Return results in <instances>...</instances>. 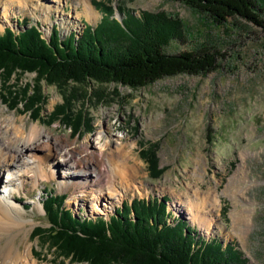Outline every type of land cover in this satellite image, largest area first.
I'll use <instances>...</instances> for the list:
<instances>
[{"label":"rangeland","instance_id":"1","mask_svg":"<svg viewBox=\"0 0 264 264\" xmlns=\"http://www.w3.org/2000/svg\"><path fill=\"white\" fill-rule=\"evenodd\" d=\"M86 1L93 6L94 15L84 11ZM95 1L110 5L111 16L118 21L125 17L127 9L135 15L143 10L164 11L170 17L179 18L184 39L172 41L165 50L177 53L207 47L216 51L217 67L206 74L164 77L138 89L107 84L105 87L110 92L116 88L118 95L110 93L111 99L106 102L83 106L92 117V128L83 129L79 134H71L68 125L58 120L48 126L33 121L27 113L8 109L0 100V121L14 116L18 124H22L23 119L28 132L32 124H37L42 128L37 131V138L63 146L62 152L68 153L70 148L84 152L86 142L93 141L101 131V141L113 140L105 153L120 143L130 157L126 167L130 185L127 191L123 190L125 180L119 176L113 184L107 183L112 191L123 195L122 200L109 204L102 195L94 200L98 208L106 210L104 213H92V201L85 193L78 197L86 200L70 201L78 192L79 182L84 181L71 173L77 171L73 164L64 167L59 159L53 160V157L58 158L53 155L44 166L48 168L51 161L59 162L60 166L52 173L48 169L47 176L36 180L32 179L29 169L20 188L12 193L22 217L27 220L22 231L12 232L11 250L16 260H20L30 246L31 259L36 264H53L52 256L56 252L31 236L35 225H49L40 201L50 195L48 190L51 189L66 194L64 209L72 210L76 216L106 219L124 201L130 204L134 198L150 200L168 196L166 209L171 212V220L184 217L203 239L217 238L223 244L234 243L249 264H264V23H248L238 18L231 19L225 28L210 22L205 14L173 0H33L34 8L28 0H24L25 6H18L16 0H6L9 11L7 17L4 16L0 6V32L5 27L22 30L16 21L25 18L28 25L38 24L43 37L48 38L55 26L62 37L71 31L80 33L84 23L95 26L101 19L103 8L100 3L95 6ZM258 4V16L264 22V0H258ZM48 7L52 10L51 19L47 17L50 10L41 12ZM75 8L79 11L77 18ZM54 10H58L59 15ZM66 19H70V25L74 20V26L64 25ZM33 76V73H25L21 82L31 81ZM90 86L94 87L92 83ZM43 92L46 100L40 117L49 118L62 99L54 86L44 84ZM2 140L5 138L0 144ZM139 141L157 143L159 167L165 168L160 177L151 178L146 162L138 157ZM4 143L10 145L11 142ZM37 149L39 155L46 154L44 148ZM69 167L71 169L67 170ZM4 172L0 191L7 184V172ZM106 201L107 208L104 207ZM223 205L227 206L225 214L221 212ZM194 213L210 219L208 228L192 217ZM6 236L0 231V245L5 243ZM63 259L70 262L67 257Z\"/></svg>","mask_w":264,"mask_h":264},{"label":"trees","instance_id":"2","mask_svg":"<svg viewBox=\"0 0 264 264\" xmlns=\"http://www.w3.org/2000/svg\"><path fill=\"white\" fill-rule=\"evenodd\" d=\"M173 1L225 28L238 18L264 23L258 16V0ZM100 2L95 1V6ZM101 7L100 21L95 26L84 23L80 33L71 31L62 37L55 26L45 38L38 24L28 25L25 18L16 21L22 30L5 27L0 32V100L8 109L27 113L46 126L58 120L68 125L71 134H79L92 128V117L83 106L106 102L110 93L118 95L107 84L138 89L164 77L206 74L217 67L216 51L207 47L177 53L165 50L172 41L184 39L179 18L164 11L143 10L135 15L127 9L118 21L111 16L110 5ZM25 73L34 74L31 81L21 82ZM44 84L54 86L62 99L49 118L40 117L46 100ZM137 143L138 157L146 162L150 177H160L165 168L159 167L157 143ZM48 192L41 203L49 225H35L31 236L56 252L53 264H249L234 243L203 239L184 217L171 220L168 196L124 201L105 220L76 216L64 209L66 194ZM226 210L223 205L221 212ZM37 255L45 258L41 252Z\"/></svg>","mask_w":264,"mask_h":264},{"label":"bare ground","instance_id":"3","mask_svg":"<svg viewBox=\"0 0 264 264\" xmlns=\"http://www.w3.org/2000/svg\"><path fill=\"white\" fill-rule=\"evenodd\" d=\"M16 1L18 6H25L24 0ZM28 2H31L32 8L36 7L35 4H33V0H28ZM0 6H2L3 15L7 17L9 10L7 9L8 6L6 0L0 1ZM83 9L89 15L95 14L93 12V6L88 1L83 5ZM47 10H50L47 12V17L48 19H51L50 12L52 10L50 7L45 8V10L42 8L41 12L45 13ZM75 10L77 12L75 13V18H77L79 16V11L77 8H75ZM55 13H58V10H56ZM68 21H70V19H66V22H63L65 23L64 25H67L69 28L71 26L73 27L74 25L72 24L74 23L72 22H74V20H71V25ZM22 122V124H18L17 119L14 116L0 121V140L5 138L4 141L11 142L10 145H8V143L5 144L6 142L4 143L2 140L4 144H0V178L4 171L7 172V184L5 185V188L0 191V231L8 236L5 243L0 245V264H36V261L31 259L32 252L30 246H28L20 260H16L15 255L12 253L13 250H11L14 235L12 232L22 231L25 228V222L27 221L22 217L21 211L15 203L12 193L14 190L20 188V184L24 181L23 177L29 169L32 172V179L36 180L47 176L46 171L48 169H50L52 173L60 166L58 165L59 162L53 163L54 161H51L50 164L48 163V168L44 166L45 161L48 162L53 155L58 156V158L53 157V160L59 159L58 161H60L63 166L73 164L75 167L74 169L77 171L74 170L71 173L76 174L77 177L82 178L84 181L79 182L81 184H78V192L71 196L70 201L79 202V200H86L85 198L80 199L78 197L85 193L84 196L88 195L92 201V213L96 211L104 213V211H106L104 208H98L96 205L97 203H94L95 198H101V195L108 200L109 204H112L114 200H122V194L119 196L118 192L116 193L115 191H112V188L107 186V183L112 182L113 184L116 176H119L121 180H125L126 186H123L124 191H127L130 186L127 182L128 176L126 175L127 162L130 158L128 153L120 143V146L117 145L115 149L105 153L109 142L113 140L105 139L104 142L101 141L103 137L101 131L96 133V136L93 137V141L86 142L84 152L79 153L74 151L73 148H70L71 151L66 153V151L62 152V150H60L63 146L60 147L55 143H48L46 139L40 140L37 138V131L42 129L40 126L32 124L30 131L28 132V129L25 127L26 123L23 119ZM58 139L61 140V138ZM37 148H44L46 154L44 156L39 155V150ZM117 158L120 159L117 163L118 167H115L114 164L116 163ZM68 169H71V167L67 168V170ZM103 186L106 187V190L102 189ZM104 207H108L107 201L104 204ZM192 217L208 228L210 219L206 215L194 213Z\"/></svg>","mask_w":264,"mask_h":264}]
</instances>
